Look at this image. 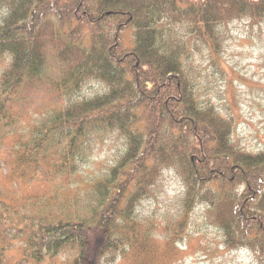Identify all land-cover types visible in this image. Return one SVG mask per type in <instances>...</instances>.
Masks as SVG:
<instances>
[{
	"label": "trees",
	"instance_id": "obj_1",
	"mask_svg": "<svg viewBox=\"0 0 264 264\" xmlns=\"http://www.w3.org/2000/svg\"><path fill=\"white\" fill-rule=\"evenodd\" d=\"M247 19L264 0H0V264H156L194 218L264 264V141L217 89Z\"/></svg>",
	"mask_w": 264,
	"mask_h": 264
},
{
	"label": "rangeland",
	"instance_id": "obj_2",
	"mask_svg": "<svg viewBox=\"0 0 264 264\" xmlns=\"http://www.w3.org/2000/svg\"><path fill=\"white\" fill-rule=\"evenodd\" d=\"M251 21L248 19L236 21L230 25V38L220 57V66L227 68L232 66V72H229L230 78L227 75L225 80L218 82L217 89L221 88L219 91L221 95L225 94L229 99L235 98L238 106V110L234 111L238 122L237 136L245 147L254 150L264 141V24L257 25ZM228 80H231L230 84L227 83ZM31 97L29 105L32 110H38L45 105L44 93ZM110 155L111 151L107 148L97 150L93 164L109 160ZM3 179L0 177V183L7 185L8 183ZM177 187L176 182L170 179L167 185L168 192L163 199L165 203L155 206L159 210L158 214L167 210L174 214L172 204L174 190ZM164 205L168 207L162 208ZM155 221L158 226L155 228H160L156 234H162L160 221L156 219ZM201 224V220L194 218L193 223L190 222L188 227L192 238L186 242L184 240L178 242V245H175L176 250L170 252L167 257L157 252L160 260L156 264H249L251 262V253L246 249L221 252L220 237L217 232L212 228H203ZM157 240L161 242L159 237ZM11 254L17 258L19 255L17 248L12 250ZM66 260L64 254H61L57 260H44L41 264L49 262V264H61L60 261L64 263ZM118 264L129 263L122 260Z\"/></svg>",
	"mask_w": 264,
	"mask_h": 264
}]
</instances>
